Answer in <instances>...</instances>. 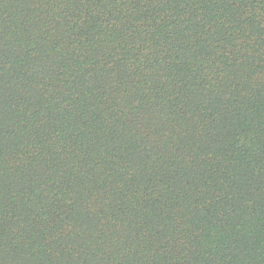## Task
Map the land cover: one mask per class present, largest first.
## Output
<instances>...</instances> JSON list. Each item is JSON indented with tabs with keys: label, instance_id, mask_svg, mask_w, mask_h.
<instances>
[{
	"label": "trees",
	"instance_id": "16d2710c",
	"mask_svg": "<svg viewBox=\"0 0 264 264\" xmlns=\"http://www.w3.org/2000/svg\"><path fill=\"white\" fill-rule=\"evenodd\" d=\"M0 264H264V0H0Z\"/></svg>",
	"mask_w": 264,
	"mask_h": 264
}]
</instances>
